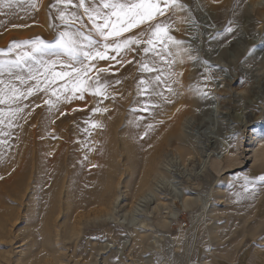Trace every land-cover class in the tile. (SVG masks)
Wrapping results in <instances>:
<instances>
[{"label":"rangeland","instance_id":"rangeland-1","mask_svg":"<svg viewBox=\"0 0 264 264\" xmlns=\"http://www.w3.org/2000/svg\"><path fill=\"white\" fill-rule=\"evenodd\" d=\"M54 3L0 6V61L27 51L23 42L54 46L62 31L79 27L67 29ZM166 22L181 43L170 44L159 73L141 70L152 54L133 45L116 60L94 62L106 71L89 75L109 85L100 95L90 88L82 99L65 93L57 101L36 90L14 119L0 105V264H160L159 256L166 264H264V2L177 0ZM156 75L162 95L152 91ZM180 146L188 153L178 154ZM151 160L163 181L138 212L148 213V227L134 241L128 203ZM185 192L200 193L201 202L183 206ZM161 201L173 206L167 225L158 223ZM152 232L157 248L148 246Z\"/></svg>","mask_w":264,"mask_h":264},{"label":"snow or ice","instance_id":"snow-or-ice-1","mask_svg":"<svg viewBox=\"0 0 264 264\" xmlns=\"http://www.w3.org/2000/svg\"><path fill=\"white\" fill-rule=\"evenodd\" d=\"M12 2L13 0H0V6H10ZM91 2L92 0H78V2L55 0L52 7L59 10V19L65 27L73 29L77 23L79 27L71 31H62L54 46L41 39L23 42L30 43L27 51L17 55L15 60L0 61V76L5 74L14 76L21 85H28L26 89H22L11 79L7 81L0 79V105L7 107L10 113L9 119H14L23 112L20 106L22 99L31 96L36 90L51 91V95L55 96L57 101L60 95L65 93H71L73 96L79 93V98L82 99L83 93L90 88L95 89L93 95L102 94L109 85L102 82L99 75L93 81L89 73L93 69L97 73L106 69L97 68L94 62L116 60L121 53L134 50L133 45L144 44L142 51L145 54H152L148 62H142L141 70L159 73L161 71L159 63L165 62L166 57L172 54L170 44L178 46L181 43L169 34L166 22L167 13L177 7V0H100L95 7L90 6ZM71 8L82 9L83 16L87 17L91 27L87 28L83 16L77 11H69ZM161 17L165 19H159ZM142 25H147L143 32L136 36L125 37V33H130ZM85 28L87 31H84ZM227 30L231 31L230 28ZM145 36L146 40L143 39ZM13 47L20 48L22 44L14 43ZM51 47L56 50L49 51ZM11 50L10 48L9 51ZM46 55L56 56V59L46 60L44 59ZM14 69L26 70L27 76L15 74ZM153 80L155 85L152 91L156 92V88L162 82L161 76L156 75ZM29 81H34L35 84H29ZM141 83L150 82L141 81ZM156 95L162 93L156 92ZM67 98L65 95V99ZM45 103L50 104L51 101L46 100ZM4 112L5 109L0 108V117H3ZM3 122V119H0V123ZM260 179L264 180V177Z\"/></svg>","mask_w":264,"mask_h":264},{"label":"bare ground","instance_id":"bare-ground-1","mask_svg":"<svg viewBox=\"0 0 264 264\" xmlns=\"http://www.w3.org/2000/svg\"><path fill=\"white\" fill-rule=\"evenodd\" d=\"M257 4H258V7H259V5H261L263 2H264V0H254ZM254 3V2H253ZM180 23V22H179ZM179 27H181V24H179ZM198 47V46H197ZM224 145L225 144H222V147H224ZM178 154H187L188 153V151L186 150V148L183 146H180V147H178ZM154 155V154H153ZM179 157V156H178ZM229 157V156H228ZM149 159H150V157H149ZM153 160V159H152ZM151 160V162L149 163V165H148V163H147V165H148V168H147V170L145 171V173H144V175L142 176V178L140 179V181H139V186H137V188L135 189V191L134 192H132L131 194H130V202L128 203V209H127V218H128V223L129 224H131V226H133V233H134V241H135V237L138 235L139 236V234H147V231H146V227H148V226H146V227H144L143 226V224L145 225V224H147L145 221H147L146 219H147V216H146V214L148 215V213H146L145 215H143L142 214V216H140V214L138 213V212H140V211H142V205L143 204H145L148 200H149V192L150 191H152V190H154V189H156V187H157V183L158 182H160L161 180L163 181V177L161 178L160 176H158L157 174H159V169H157V167H156V160L155 161H152ZM185 161V160H184ZM216 161V160H215ZM200 164H201V166L202 165H204V161L201 159V161H200ZM214 165H213V167H214V169L216 170V171H220L221 170V168L218 166L219 165V163H213ZM169 166V165H168ZM163 169L164 170H167V167H163ZM169 170V169H168ZM166 172H168V171H166ZM152 174H153V177L152 178H150V175L152 176ZM163 176V175H162ZM196 179V178H195ZM108 182V183H107ZM107 185H108V189L109 190H111V185H110V180L109 179H107ZM116 183V182H115ZM162 183V182H161ZM105 184V183H104ZM114 184V183H113ZM112 184V185H113ZM159 185V184H158ZM104 186H106V184L104 185ZM110 186V187H109ZM115 187L116 186H113V190H115ZM106 188V187H105ZM104 188V189H105ZM106 190V189H105ZM210 190V189H209ZM105 192V191H104ZM190 193L191 192H185L184 193V196H182V199H181V201H182V203H183V206H185V205H189L190 203H193L194 202V200L195 199H197V202H198V200H199V202H201V197L199 196L200 195V193L198 194V193H196L193 197H192V195H190ZM105 194V193H104ZM107 194V193H106ZM113 195H114V192L111 194V196H110V198L107 200V204H105V205H107L105 208V210L106 211H110L111 210V205L113 204V202H114V198H113ZM210 197H211V191H210V194H209V196H208V199L206 200V203H205V201H203L204 203L203 204H205V205H207L208 206V204H211L210 202L212 201V200H210ZM219 198H221V197H219ZM165 199V198H164ZM105 200V199H104ZM103 200V201H104ZM106 201V200H105ZM104 201V202H105ZM160 201V200H159ZM158 201V202H159ZM103 202V203H104ZM162 203H160V205L161 206H163L162 207V209H163V211L161 212L162 213V216H160V219H159V216H158V223H160V225H165L166 223H168L167 221H168V218H169V216L172 214V212H173V206L171 207L170 206V203L168 202V203H165V201H161ZM99 204H100V202H99ZM156 206V205H155ZM156 207H159V209H161V207L159 206V204H157V206ZM201 208H203V206L201 207ZM104 210V208H100V212L101 211H103ZM147 212H150V211H147ZM106 213V212H105ZM160 213V214H161ZM97 214V213H96ZM159 214V215H160ZM173 215V214H172ZM138 216H140V217H138ZM126 219V218H125ZM142 225V226H141ZM167 225V224H166ZM138 233V234H137ZM152 234H153V232H152ZM151 234V237H150V241H151V243H150V245H148L149 247H153L152 246V243L154 244V243H158L157 242V240H156V234L154 235H152ZM156 236V237H155ZM138 239V238H137ZM141 241V240H140ZM126 243V241H122L121 242V244H125ZM132 244H134V243H132ZM176 245V244H175ZM175 245H174V247H175ZM173 246V245H172ZM142 247V246H141ZM156 248L157 247H159L158 245H156L155 246ZM155 247H153V248H155ZM166 247V246H165ZM178 247V246H177ZM152 248V249H153ZM162 248H164V247H162ZM168 249V248H167ZM154 250V249H153ZM159 250V249H158ZM165 250V249H164ZM189 251H191V248H190V246H188L187 247V249H186V252H187V254H189L190 252ZM185 252V251H184ZM160 253V252H159ZM166 253V252H165ZM162 254V253H161ZM186 254V253H185ZM160 255V254H159ZM231 256H229V258H227V257H224L225 259H226V262H228V263H231V258H230ZM105 260V259H104ZM157 260L159 261V263L160 264H166V263H164L165 262V259H164V257L163 256H159L158 258H157ZM108 261V260H107ZM164 261V262H163ZM105 262V261H104Z\"/></svg>","mask_w":264,"mask_h":264}]
</instances>
